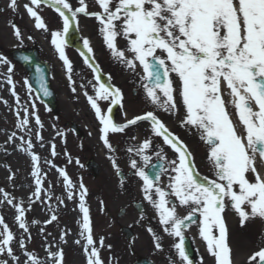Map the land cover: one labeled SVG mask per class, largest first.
<instances>
[{
    "label": "snow or ice",
    "instance_id": "obj_1",
    "mask_svg": "<svg viewBox=\"0 0 264 264\" xmlns=\"http://www.w3.org/2000/svg\"><path fill=\"white\" fill-rule=\"evenodd\" d=\"M95 2L99 11L89 12L86 0H78L79 6L75 8L68 0H29L24 8L34 19V26L38 30L49 31L39 12L42 5L52 8L62 19V29L50 32L51 44L69 74L70 84L75 83L71 75L73 65L65 47L69 43L70 31L78 26L80 14L95 17L103 42L116 61L133 73L139 66L142 72L139 75L140 87L153 110L131 119H127L125 114V122L117 123L112 115V106L123 107L124 93L119 87L102 80V70L95 63L90 40L82 39L80 55L95 80V95H89L87 91L84 95L101 125L100 138L110 151H114L109 140L110 133H125L126 129L139 122H148L152 136L161 138L176 158L169 159L164 149L160 148L154 154L157 163H153L150 154L153 141L149 138L144 139L138 147H129L127 151L139 158V161L131 159L130 167L134 176L142 181L143 200L152 205L158 214L163 232L174 238L171 247L178 260L171 259L169 264H194L187 249L186 236L192 225L198 227L199 237L206 243L207 252L214 258L215 264H233L226 211L231 210L239 217L241 227L257 218L264 221V172L258 166V162L264 164V0ZM7 7L13 12L18 11V0H9ZM10 25L13 35L22 41L21 29L14 22H10ZM118 38L126 41L125 47L118 46ZM29 39L32 37L29 36ZM23 59L31 60L28 56ZM0 65L7 66L4 75L16 104L20 106L13 80L14 65L3 54H0ZM35 72L39 91L45 97L50 96L44 69L37 64ZM107 79L111 80L110 74ZM24 84L31 93L33 89L28 79L24 80ZM72 91L75 92V87ZM99 101L109 102L107 111L102 110ZM180 106L185 113L181 127L194 129L207 146L212 177L200 173L189 146L157 115L156 110L175 115ZM30 108L23 107L22 117L19 110L16 113L20 117L16 127L27 130L29 137L30 117L34 118L36 125L43 127L34 102ZM16 138L17 133L13 132L8 141ZM18 138L21 141L20 149L31 157L35 189L25 206L23 200L16 203L15 197L10 198V194L0 188V193L4 195V201L0 203L13 205L15 222L26 234L17 237L0 216V255L6 254L15 264H21L14 253L15 242L25 252L27 259L24 264H45L37 255L27 251L25 240L32 237L26 213L31 211L36 201L47 203L52 199L51 186L47 190L44 188L47 173L42 172L40 156L33 150L32 139L26 140L24 136ZM36 139L42 140L39 132ZM51 155H57L54 143L51 145ZM111 162L119 174L118 162L115 158ZM46 163L51 164V161ZM59 175L63 177L67 199H75L76 188L79 189L82 213L80 236L85 241L83 249L87 264H105L93 236L90 209L85 200L87 187L82 180L78 186L74 184L63 168L59 169ZM163 177H167V183L163 182ZM9 179H13V175ZM45 195L47 201L44 200ZM59 202L62 204L64 201ZM100 203L103 210V201ZM178 207L184 208L186 215L181 216ZM56 220L57 216L52 214L45 224ZM147 231L153 236L155 249L162 250L161 237L151 227ZM66 235L67 232H63L60 240L64 241ZM75 242L81 243L80 240ZM99 245L104 246L103 237H100ZM108 247L111 248V245ZM48 255L52 264H63V249L53 252L49 245ZM0 264L9 262L2 260ZM248 264H264V246L249 256Z\"/></svg>",
    "mask_w": 264,
    "mask_h": 264
},
{
    "label": "rangeland",
    "instance_id": "obj_2",
    "mask_svg": "<svg viewBox=\"0 0 264 264\" xmlns=\"http://www.w3.org/2000/svg\"><path fill=\"white\" fill-rule=\"evenodd\" d=\"M28 0L18 1V13L13 14V17L17 20V26L21 29L23 39L17 40L13 35V29L10 22L4 16H0V54L5 55L14 65L13 80L15 82V91L20 97V106L16 104L15 98L12 95L11 86L7 83L6 73L7 66L0 65V145L4 146V150L0 147V168L4 170L0 171V180L13 189V196L17 201H24L25 206L29 203V196L35 189L34 178L31 175L32 161L28 153L20 149L21 141L18 137L24 136L27 140L32 139L34 145V151L40 156V165L43 173H47L45 178L44 188L47 190L51 186L52 199L47 201V195L44 196V200L47 203L36 201L32 204L31 211L26 213L29 221V232L31 233L32 239L25 240L27 251L40 255L44 258L48 254V247L51 245V251L56 252L58 249H63V264H87L86 254L83 249L85 241L80 236L82 221V213L79 208V189L76 188V198L73 200L67 199V189L63 183V177L59 175V169L63 168L67 171L69 177L73 183L78 186L82 180L88 189V195L86 196V206L90 209L91 225L93 230L94 239L97 242V247L100 251V257L105 261V264H131L130 254L126 251L127 244L119 231V226L122 222H114L117 216L114 211L118 210L121 206V201L118 195V190L114 192L104 194L105 205L110 207L112 212L111 218L104 217L99 211V198L94 195L92 191L94 186L98 184L104 178H109L108 172L105 170L104 173L98 176V180L95 183H90L89 178L83 177L84 169L81 166L76 165L75 160L71 157L78 153L76 150V142L72 137L70 130L63 128V124L58 122V119L54 118L47 109L36 99L34 94L29 93L28 87L24 84L25 75L23 70L17 64H15L5 53V50L17 46H28L33 42H36L41 50L42 56L54 62L53 65V85L58 94V103L60 107L61 116L64 119H71L74 117V108L79 105V109L83 110L87 108L85 102H78L77 100L83 101L87 99L84 92L87 91L89 95H95L94 89L88 86H73L68 85L65 82L61 71L59 69L58 62L56 61L54 52L56 51L54 46L51 44V31L57 30L55 23L51 21L52 14L48 13L43 8L39 9L40 14L46 21L49 31L38 30L34 26V19L31 18L24 8V4L28 3ZM4 4H8L9 0H3ZM49 14V15H48ZM29 36L32 39H29ZM97 46L98 43H97ZM54 81L55 84H54ZM75 87V92L72 88ZM36 105V111L40 117L43 127L35 124L34 118L30 117L31 136L29 137L27 130H21L16 127L20 117L16 115L17 111L21 112L23 116V107H29L32 103ZM31 111V108H30ZM88 125V124H86ZM86 125L84 127H86ZM17 133V138L14 141L9 142L8 137L13 133ZM39 132L42 136V140L36 139V133ZM58 133H61L58 135ZM95 141L93 135H88L86 138L87 142ZM56 145L57 155L53 157L51 155V145ZM43 145V146H41ZM71 159V162H69ZM51 161V164L46 163ZM55 165V167H53ZM258 166L261 172H264V164L258 162ZM14 168V170H13ZM7 169H11V173H7ZM13 175V179H9V176ZM24 177L26 182L29 184L25 186L18 181L19 178ZM17 182V183H16ZM111 184H113L111 182ZM59 198V199H57ZM15 200V202H16ZM59 200L64 202L61 204ZM0 201H4L3 193H0ZM46 208H44V206ZM13 205H8L6 202L0 204V216L3 217L2 212ZM55 214L57 220L51 224H45L46 220H49L51 215ZM16 211L13 214L14 224L10 225L9 222L5 221L11 230L17 235V237L25 236L22 229H19L18 224L15 222ZM113 217V218H112ZM233 213L231 211L226 212V222L229 229H232L235 223L233 219ZM37 221L38 223H32ZM245 230L255 233H260L259 227H250L248 225ZM258 228V229H257ZM41 229L44 231L41 232ZM63 232H67L64 241L60 240V236ZM247 236V235H246ZM100 237L104 238V246L100 247ZM80 240L81 243L77 244L75 241ZM139 242H135L138 246ZM146 244V243H145ZM229 244L232 249V260L233 264H247V255L251 251H256V246L250 247V245L236 247L229 235ZM244 245V242L241 243ZM246 244V243H245ZM111 245V248L108 247ZM250 248L252 250H250ZM13 249L16 256L20 260L26 261L27 257L25 252L18 247V244L13 243ZM140 249L144 251L149 250V243L146 246L144 242H141ZM209 253H205V260L200 264H215L208 257ZM163 260L158 262L159 264H168L165 257L162 256ZM8 260L9 264H15L11 257L6 254L0 255V261ZM45 264H52L51 258L48 257L44 260ZM22 264V262H21Z\"/></svg>",
    "mask_w": 264,
    "mask_h": 264
},
{
    "label": "flooded vegetation",
    "instance_id": "obj_3",
    "mask_svg": "<svg viewBox=\"0 0 264 264\" xmlns=\"http://www.w3.org/2000/svg\"><path fill=\"white\" fill-rule=\"evenodd\" d=\"M68 2L73 6V8L78 7V0H68ZM88 4V11H99L98 5L95 0H86ZM17 12V11H16ZM11 9L7 6L2 7L0 5V15H4L8 19H12L9 17L13 14ZM83 16L80 14L79 18ZM88 19L86 22L82 23L79 27L78 31L79 36L82 41L83 30L87 28L88 30V39L92 43L94 48L93 55L95 57V63H98L102 74H104L107 78L108 75H111V80L108 83L119 87L124 93L123 99V107L120 105L112 106V115L117 123L125 122V114L127 119H131L136 115H141L146 111L153 110V106L148 102L147 97L145 96L142 88L140 87L139 75H142V72L137 67L136 73H133L131 70L126 68L124 65L120 64L116 61L112 56L110 51L106 48L102 36L99 32V23L95 19V17L87 16ZM83 22V21H82ZM82 31V32H81ZM82 35V36H81ZM97 39H100L102 45L97 47ZM126 41L123 38H118V46L121 48L125 47ZM72 50L71 48H68ZM127 55V53H126ZM71 61L72 58L68 57ZM78 60L80 64L84 66H73L72 79L76 83L83 84L84 80L88 81L90 84H95L94 76L91 69L85 65L82 57L78 54ZM66 79L68 80V73L64 69ZM175 79V77H174ZM108 80V79H107ZM70 83V82H69ZM87 102V108L83 110H79L75 108V119L81 124L86 126L85 137L87 134H92L95 137V141L87 142L86 138L79 139V143L77 146L79 147V153L77 154L79 165L84 166V173L87 178H91L92 175L90 171L85 168V163L88 159L92 161V165L94 167L100 168V175L104 173L106 170L108 172L109 178H104L94 186L93 192H96L98 195H102L105 193H109V191L114 192L115 189L118 190V195L121 201V206L119 211L121 212V219H123V224L129 226L131 229H134V232L138 234V239L140 241L141 237L144 236L147 240V243L150 245V252H146V256L152 258L155 261L153 250L156 252H160L161 250H157L154 247V239L151 233L147 231V228H153L154 232L161 237V243L163 236L168 238L167 247L165 248V254L167 259H176L175 250L171 247L174 243V238L169 237L166 233L163 232V226H161L158 222V214L155 212L152 205H150L147 201L143 200L142 192H141V184L142 181L134 176L133 170L130 167V161L135 157L134 153H129L127 149L129 147H138L139 144L146 138L152 139L153 147L150 149V154L153 156V163H157L155 158V152L160 148L164 149V152L167 154L169 159H175V154L173 151L167 146L164 145L161 138L153 137L150 130V125L148 122H139L135 126H131L126 129L125 133H110L109 140L113 145L114 151H110L106 145L101 140V133L99 131L101 125L96 118L94 110L91 108L87 99L84 100ZM100 106L103 111H107L109 107V102L107 101H99ZM178 105L180 102L178 100ZM78 108L79 105H76ZM157 111V115L159 118L166 124V126L177 136H179L188 146L189 149L193 152L198 170L202 175H208L212 177L213 172L211 169V165L207 160V146L199 139V135L197 132L189 127H181V120L184 117V109L182 106L179 107V112L175 115L165 113L163 111ZM88 129L90 132H88ZM135 137V139H133ZM78 139L74 137V140ZM100 144V145H98ZM115 158L118 162L120 172L117 174L116 169L113 167L111 159ZM97 162V164L95 163ZM151 171V169H149ZM98 179H91L90 183H95ZM164 183H167V177L162 178ZM111 182L113 184H111ZM114 190V191H113ZM141 210L143 211V219H141ZM178 213L181 216L186 215V210L184 208L177 209ZM100 213L103 216H110L111 211L109 206L105 205L103 202V210L100 207ZM236 219V225L240 224L239 217L237 215L234 216ZM245 239L250 245L257 246L258 242H264V239H256L253 241L251 239V234ZM186 236L188 237V244L191 249V259L195 261H200L202 256L199 253V249L203 246L206 248V243L199 237L198 227L196 225H192L190 229L187 230ZM238 234L236 237L238 238ZM256 241V242H255ZM135 254L132 252V256Z\"/></svg>",
    "mask_w": 264,
    "mask_h": 264
},
{
    "label": "water",
    "instance_id": "obj_4",
    "mask_svg": "<svg viewBox=\"0 0 264 264\" xmlns=\"http://www.w3.org/2000/svg\"><path fill=\"white\" fill-rule=\"evenodd\" d=\"M71 43V41H69ZM75 46L82 50L79 45L75 44ZM9 54L11 57L19 62L27 71V79L29 83L32 85V89L35 91L39 99H41L47 106L54 112L58 113V108H57V103H56V97L54 94V91L52 90L50 86V80H49V73H50V68L49 65L40 60L39 55H38V50L36 48H15L9 51ZM24 56H28L31 58L30 61H25L23 59ZM39 65L44 69L45 72V79L49 88V91L51 92L50 96H43L42 92L39 91V84L37 82V74L35 72V66ZM74 130H76L75 126H72ZM125 233L126 237L128 238L130 234L126 232L124 228H121ZM135 264H151L149 261L146 259H140Z\"/></svg>",
    "mask_w": 264,
    "mask_h": 264
},
{
    "label": "bare ground",
    "instance_id": "obj_5",
    "mask_svg": "<svg viewBox=\"0 0 264 264\" xmlns=\"http://www.w3.org/2000/svg\"><path fill=\"white\" fill-rule=\"evenodd\" d=\"M0 147H1V150L3 151V150H4V146H1V145H0ZM1 168H2V167H1ZM1 168H0V171H3V172H4V170L1 169ZM13 170H14V168H13ZM11 172H12L11 169H7V173H8V174L11 173ZM18 181H19L20 183L24 184L25 186L29 185V184L26 182V180H25V178H24L23 176H22L21 178H19ZM16 183H17V182H16ZM26 184H27V185H26ZM0 188H3V189L5 190V192H8V193L10 194V198H11V197H14V196H13V193H14V192H13V189L10 188L9 186H7L6 184H4L1 180H0ZM15 200H16V199H15ZM16 203H19V201L16 200ZM0 204H2V203H0ZM43 206H44V208H46L45 205H43ZM14 212H15V208H14L13 206H11L10 208H7L6 210H4V211L2 212L4 220L7 221V222H9L10 225L14 224V219H13V214H14ZM37 256H38V258H39L40 260H42V261L46 260V259L49 257L48 254H47L44 258H41L40 255H37ZM20 261L22 262V264H24V262H25V261H23V260H20Z\"/></svg>",
    "mask_w": 264,
    "mask_h": 264
}]
</instances>
